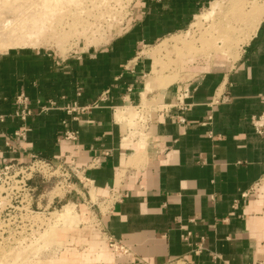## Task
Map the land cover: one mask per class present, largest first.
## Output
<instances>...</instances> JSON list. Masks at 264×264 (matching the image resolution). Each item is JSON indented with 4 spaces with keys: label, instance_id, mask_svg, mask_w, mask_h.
Masks as SVG:
<instances>
[{
    "label": "crops",
    "instance_id": "crops-1",
    "mask_svg": "<svg viewBox=\"0 0 264 264\" xmlns=\"http://www.w3.org/2000/svg\"><path fill=\"white\" fill-rule=\"evenodd\" d=\"M209 2L137 0L139 13L128 30L106 46L62 60L34 49L0 54V132L26 129L18 150L0 140V164L33 154L72 162L83 176L64 194L42 192L41 206L73 202L83 230L99 232L86 226L90 213L126 249L116 252L93 239L89 256L80 254L84 259L264 264V134L251 121L264 112V18L235 60L219 58L210 66L189 61L193 76L144 95L149 59L134 62L141 44L187 28ZM181 87L188 89L185 109L174 106ZM19 92L32 108L75 101L87 109L72 118L53 108L22 121L12 114ZM139 105L148 109L143 126L132 130L116 118L117 109ZM64 129L76 137H63Z\"/></svg>",
    "mask_w": 264,
    "mask_h": 264
},
{
    "label": "rangeland",
    "instance_id": "rangeland-1",
    "mask_svg": "<svg viewBox=\"0 0 264 264\" xmlns=\"http://www.w3.org/2000/svg\"><path fill=\"white\" fill-rule=\"evenodd\" d=\"M23 1L0 0V19L11 20L15 18L11 20L12 26L16 23L18 25L21 23L22 26H20L21 28L18 27V29L20 28L18 36L16 33V35L9 36L4 46L0 47V54L15 49H34L48 51L57 59L62 60V58H67L71 55L92 52L94 49L110 44L112 38L128 30L136 20L140 8L136 5L137 0H56L58 6L52 5L48 9V12L47 8L44 10L41 7L43 5L42 0H32L25 3L26 5L24 3L21 4ZM209 1L208 6H205V8L195 15L187 28L162 37L150 45L141 44L139 46L134 62L143 57H148L149 66L144 72L141 81L144 79L146 80L145 84L148 81L151 83L150 91L155 86H166L171 82H175L181 76L182 79L193 76L192 72L187 70L186 65H189L194 60L196 61V59H203L209 66L219 58L232 59L233 48L235 45L236 48L240 46L237 45V42L240 40L241 34L247 30L253 16L259 14L257 11L251 12L246 7H242V9L223 7L210 19L202 16L207 13L211 2L216 0ZM39 11L48 12L50 16L48 13L42 16L45 23L42 33L38 34L37 29H33L35 34L32 33L33 35L29 36L27 35V31L31 27L30 21L32 20L33 22L36 15L38 16ZM236 15H243L241 21H239L240 23L238 22L239 26L235 29L236 31L234 32L233 29L232 31L223 32L221 26L226 23L232 24L233 18H236ZM262 18H264V12L260 14L259 22ZM20 31L22 34L19 33ZM23 33H25V36ZM22 37L25 38L23 39ZM25 39L30 40L25 41ZM240 50L241 48L239 52ZM132 107L126 106V108L122 109L120 120H127L133 130L140 124L143 126L147 122L148 109L143 108L141 113L138 112V115L143 118L137 121L134 118L135 110ZM129 135L130 137H135L133 132H130ZM127 141L129 139L124 140V142ZM56 180H58V177L52 176L50 180L43 183L38 181L43 186L41 191L38 190V193L43 192L46 195L55 193L64 194V192L72 189V183L65 185L62 189L58 187L52 188ZM67 201V199H62L60 202H54L46 210L40 209V212L34 213V217L43 223V229L37 230L38 232L29 242L15 245L0 244L1 255H3L0 258V264H51L52 262L58 264H80V262L83 264H100L96 260L84 259L82 257L84 254L86 257L87 255L89 256L88 246L93 239L98 241L100 245L103 244L106 248L108 246L100 224L96 225L97 222L93 220L95 218H91L90 213L86 219V226L88 225L90 228L94 227L99 230L100 233L98 232L96 235L89 228H86L88 231L85 229L84 231L82 225H80L82 221L78 222V227L75 228L72 226H76L77 222L76 224L65 223V225L64 223L61 224L60 222L53 221V213L61 209L65 202L68 203ZM102 207L104 210L107 206L103 205ZM54 210L56 211L51 214V211ZM77 217L79 218V215ZM78 228L82 231H79V235H74L72 233L73 229L76 230ZM63 232H65L64 235ZM75 252L76 255H74ZM63 254L67 257L66 260L61 257ZM80 254L83 255L81 256ZM74 256H78L81 259L74 260Z\"/></svg>",
    "mask_w": 264,
    "mask_h": 264
},
{
    "label": "built area",
    "instance_id": "built-area-1",
    "mask_svg": "<svg viewBox=\"0 0 264 264\" xmlns=\"http://www.w3.org/2000/svg\"><path fill=\"white\" fill-rule=\"evenodd\" d=\"M187 96L188 89L184 87L177 89L174 106L185 109L184 99ZM13 102L15 106L12 114L22 121L35 113L53 108L65 111L72 118H77L87 109V106H79L75 101L63 106H58L56 102L49 101L48 104H38L32 108L29 98L24 92L16 94ZM142 109V106H137L139 113L142 112ZM4 118L5 115L0 113V122ZM179 119L183 120V118ZM251 121L255 130L264 134V112L252 116ZM62 136L75 138L76 131L64 129ZM25 138V128L11 133L0 132V140L6 147L13 150H18L20 142ZM52 176L58 177L52 188L62 189L65 185L73 183L74 180H80V177L83 176V170L76 167L72 162H65L61 159L50 160L35 154L27 161L14 158L0 164V244L15 245L29 242L42 228L43 223L34 217V213L40 212V209L46 210L40 204L41 198L39 196L43 193H38L37 183L38 181L41 183L48 181ZM34 181L37 183L35 184ZM54 195L58 196L56 193ZM101 229L110 248L116 252H126V249L117 239L109 235L103 228ZM1 256L3 255L0 251V258Z\"/></svg>",
    "mask_w": 264,
    "mask_h": 264
},
{
    "label": "bare ground",
    "instance_id": "bare-ground-1",
    "mask_svg": "<svg viewBox=\"0 0 264 264\" xmlns=\"http://www.w3.org/2000/svg\"><path fill=\"white\" fill-rule=\"evenodd\" d=\"M17 1V0H16ZM29 1H32V0H27L25 2V0L21 3V4H25V3H28ZM54 2H56V0H42V8L44 10H47L49 8L52 7V5H57L58 6V2H56L54 4ZM41 4V3H40ZM61 4V3H59ZM26 5V4H25ZM44 6V7H43ZM64 6V5H63ZM223 7H228L229 9H242V7H246V8H249L252 11H257L259 12V14H255V16H253L249 26L247 27V30L244 31L242 34H241V37H240V40L237 42V45L239 46L238 48H236V45L235 47L233 48V52H232V60H235L238 56V54L240 53L239 52V49L243 48L244 45L246 44V42L248 41V39L253 35V33L255 32V29L257 28V25H258V22H259V18H260V14L264 12V0H216V1H213L211 2L209 8H208V11L206 14H203L202 16L203 17H208V18H213V16L220 11L221 8ZM24 8V7H22ZM61 8V7H60ZM80 8V7H79ZM55 9V8H53ZM52 9V10H53ZM73 10V9H72ZM51 11V10H50ZM54 11V10H53ZM52 11V12H53ZM79 11V10H78ZM45 12V11H44ZM42 11H39L38 12V16L36 15V17L34 18L33 22L32 20L30 21L31 22V27H29L28 31H27V35H33L32 33H34V30L33 29H37V33H42L43 31V28L45 27V23H44V19H42L43 15L48 13H44ZM57 12V11H55ZM54 12V13H55ZM75 12V11H74ZM249 12V11H248ZM12 13V12H11ZM73 13V12H72ZM76 13V12H75ZM239 13V12H238ZM1 14V13H0ZM8 14V13H7ZM50 13H48L49 15ZM52 14V13H51ZM77 14V13H76ZM75 14V15H76ZM4 16V15H2ZM9 16H12V15H9ZM15 16H18V15H15ZM50 16V15H49ZM200 16V15H199ZM242 16H239V15H236V18L234 17L233 19V22L232 24L231 23H226V24H223L221 27H222V31L223 32H227V31H232L234 29V32L236 31L235 29L239 26L238 22L241 21L242 19ZM1 17V16H0ZM7 17V15H6ZM13 17V16H12ZM39 17V18H38ZM78 17V16H77ZM8 18V17H7ZM15 18H12L11 20H14ZM55 19V18H54ZM244 19V18H243ZM11 20H6V19H0V47H3L6 40L8 39L9 36H12V35H16L18 36V30L22 27L21 26V23L20 25H18L17 23L12 26V23H11ZM247 20V19H246ZM249 20V19H248ZM230 21V20H229ZM14 22V21H13ZM16 22V20H15ZM28 22V21H27ZM224 22V21H223ZM244 22V21H243ZM213 23V22H212ZM240 23V22H239ZM246 23V22H245ZM25 24V23H24ZM211 24V23H210ZM38 25V26H36ZM88 25V24H87ZM243 26H245L244 24H242ZM21 26V27H20ZM18 27H20L18 29ZM28 27V26H27ZM219 27V26H218ZM58 28V27H57ZM240 29V27H239ZM238 29V30H239ZM23 30V28H22ZM60 30V29H58ZM218 32V31H217ZM240 32V31H239ZM16 33V34H15ZM21 33V31L19 32ZM26 33V32H25ZM25 33L24 36H25ZM56 33V32H55ZM59 34V32H57ZM205 33V32H204ZM233 33V32H231ZM22 34V33H21ZM20 34V35H21ZM35 34V33H34ZM57 34V35H58ZM62 34V33H61ZM63 35V34H62ZM221 35V34H220ZM240 35V34H239ZM22 36V35H21ZM202 36V35H201ZM14 37V36H13ZM207 37V36H206ZM239 37V36H238ZM19 38V37H18ZM23 38V37H22ZM21 38V39H22ZM25 38V37H24ZM23 38V39H24ZM30 38V37H29ZM33 38V37H32ZM31 38V40H32ZM61 38V36H60ZM67 38V37H66ZM12 39V37H11ZM62 39V38H61ZM65 39V38H64ZM212 39V38H211ZM19 40V39H18ZM27 39H25L26 41ZM30 40V39H29ZM27 40V41H29ZM63 40V39H62ZM220 40V39H219ZM24 41V42H25ZM66 41V40H65ZM222 41V40H221ZM201 42V41H200ZM12 44V43H11ZM216 44V43H215ZM8 45V44H7ZM199 47V46H198ZM231 59V58H230ZM156 61V60H155ZM154 67V66H153ZM150 82L148 81L147 84H145V89L142 93V95H144L146 92L150 91ZM134 110H135V116L134 118L139 121V119H142L143 117H140L138 115V111H137V106H133L132 107ZM142 108H144L142 106ZM122 111L121 108L117 109L116 111V118L118 120H120L121 118V114H122ZM126 139V138H125ZM130 141V140H129ZM129 141L125 142V143H128ZM140 144V147H142L143 145V141H139L138 142ZM114 197V196H113ZM57 210V209H56ZM56 210L54 211H51V214L52 212H55ZM54 214V218H53V221L54 222H60L61 224L62 223H66V224H72V223H75L79 221V218L77 217L79 214L76 212L75 208H74V203L72 202H68V203H65L62 205L61 209H59L58 211H56ZM63 224V225H64ZM65 224V225H66ZM51 264H58L56 262H52ZM177 264H182V263H177Z\"/></svg>",
    "mask_w": 264,
    "mask_h": 264
}]
</instances>
